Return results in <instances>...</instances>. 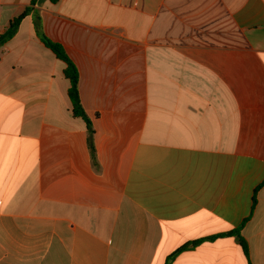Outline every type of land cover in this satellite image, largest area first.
Wrapping results in <instances>:
<instances>
[{
    "label": "crops",
    "instance_id": "1",
    "mask_svg": "<svg viewBox=\"0 0 264 264\" xmlns=\"http://www.w3.org/2000/svg\"><path fill=\"white\" fill-rule=\"evenodd\" d=\"M33 8L96 159L31 13L0 47V264H264V0Z\"/></svg>",
    "mask_w": 264,
    "mask_h": 264
},
{
    "label": "trees",
    "instance_id": "2",
    "mask_svg": "<svg viewBox=\"0 0 264 264\" xmlns=\"http://www.w3.org/2000/svg\"><path fill=\"white\" fill-rule=\"evenodd\" d=\"M37 0H32L31 5L26 8V10L13 19L7 29L0 34V47H2L6 42L14 37L17 33L21 21L31 13L34 15V26L36 30V34L38 35L39 39L42 43L50 49L60 60H62L66 64V68L64 71L65 77L69 80L70 86L68 89V95L72 104V111L76 117H80L86 123L88 129V146L91 152L92 159L95 161L96 159V150L94 144V129L92 125V121L90 117L85 112L82 102L80 99V91H79V82H80V75L76 64L72 61V59L66 53L64 47L50 38H48L43 30V24L39 12L33 8ZM53 3L58 2L59 0H51ZM241 228L233 230L227 235H235L239 239L240 245L242 246L243 252L246 256H249V246L247 241L239 234ZM214 237L207 238V240H213ZM201 241H196L194 244H199ZM190 245H183L181 246L172 256L188 249Z\"/></svg>",
    "mask_w": 264,
    "mask_h": 264
}]
</instances>
